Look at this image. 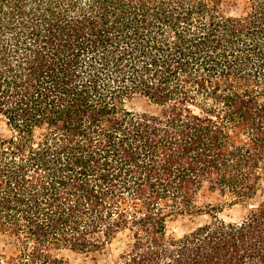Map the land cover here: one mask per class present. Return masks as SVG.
<instances>
[{
	"label": "trees",
	"instance_id": "16d2710c",
	"mask_svg": "<svg viewBox=\"0 0 264 264\" xmlns=\"http://www.w3.org/2000/svg\"><path fill=\"white\" fill-rule=\"evenodd\" d=\"M0 0V264H264V0ZM136 97L155 110L128 107ZM211 221L180 238L174 215ZM96 264V263H92Z\"/></svg>",
	"mask_w": 264,
	"mask_h": 264
},
{
	"label": "rangeland",
	"instance_id": "374dc122",
	"mask_svg": "<svg viewBox=\"0 0 264 264\" xmlns=\"http://www.w3.org/2000/svg\"><path fill=\"white\" fill-rule=\"evenodd\" d=\"M247 0H223V12L227 16H241L247 12ZM128 107L141 113L144 111L155 110L146 100L136 97ZM9 131L2 120H0V137H7ZM264 200V174L255 195L246 202H236L228 193L222 194L219 191H210L204 189L198 196L197 206L203 211L211 207L218 210L219 219L226 222H240L247 213L255 206H258ZM211 221L208 214L202 215H174L167 223V235L170 238H180L190 233L197 227L205 225ZM126 237L124 234L118 235L110 244L105 247L103 252L91 254H77L64 250L61 254L76 264H107L114 261L125 247ZM0 250L8 253L14 251L13 242L7 236L0 235Z\"/></svg>",
	"mask_w": 264,
	"mask_h": 264
}]
</instances>
